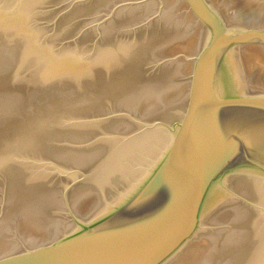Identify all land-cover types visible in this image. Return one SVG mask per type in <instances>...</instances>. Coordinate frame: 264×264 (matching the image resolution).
<instances>
[{
    "label": "water",
    "instance_id": "water-1",
    "mask_svg": "<svg viewBox=\"0 0 264 264\" xmlns=\"http://www.w3.org/2000/svg\"><path fill=\"white\" fill-rule=\"evenodd\" d=\"M0 264H264V0H0Z\"/></svg>",
    "mask_w": 264,
    "mask_h": 264
}]
</instances>
